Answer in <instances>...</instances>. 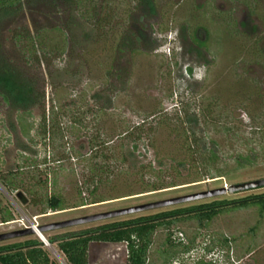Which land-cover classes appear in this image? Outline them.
Here are the masks:
<instances>
[{"label":"rangeland","instance_id":"1","mask_svg":"<svg viewBox=\"0 0 264 264\" xmlns=\"http://www.w3.org/2000/svg\"><path fill=\"white\" fill-rule=\"evenodd\" d=\"M150 1L21 0L19 9L0 18V53L21 79L33 82L36 98L26 107L0 93V172H19L15 187L27 197L60 193L68 206L23 202L0 180V232L264 177V44L251 48L252 25L264 28V2L260 16L247 14V27L231 38L217 32L222 17L201 18L212 48L199 53L188 29L205 0ZM228 4L214 2L216 9ZM135 33L142 37L133 44ZM191 65L196 75H188ZM252 148L253 161L241 164L239 155ZM262 192L264 186L228 191L44 233ZM84 198L88 203L80 204ZM94 198L106 199L89 202ZM7 209L11 223L4 220ZM126 256L124 241L90 244L91 264H125ZM149 259L264 264V211L243 205L203 223L183 216L162 224Z\"/></svg>","mask_w":264,"mask_h":264},{"label":"trees","instance_id":"2","mask_svg":"<svg viewBox=\"0 0 264 264\" xmlns=\"http://www.w3.org/2000/svg\"><path fill=\"white\" fill-rule=\"evenodd\" d=\"M20 1L0 0V18L4 15L12 14L19 9L18 4ZM11 62L13 61L7 60L0 53V93H2L8 102L14 100L19 105L26 103V107H28L29 104L36 100L33 82L31 80L21 79ZM46 118L45 113L44 124L47 122ZM43 128L45 134L49 132V128L45 125ZM260 147L264 149V141H262ZM256 153L257 150L252 148L251 153L240 154V163L252 162ZM160 187L162 186H155L154 189ZM104 199L106 198H94V200L89 202ZM33 201L35 203L44 201L46 207L52 209L68 207L60 193L47 194L46 198L40 195H34ZM85 203L88 202L84 198L80 204ZM252 204L259 205L261 212H263L264 192L247 194L240 198H215L207 202L191 203L185 206H177L129 218L114 219L77 230L48 234L47 237L52 247H55L64 258L66 264H90L89 245L91 241L96 240L127 241L128 264H152L149 259V252L153 242V234L158 226L162 224L170 225L183 216L197 217L203 223L205 220L212 219L216 214L229 207ZM6 217V219L12 218V212L8 211ZM169 239L173 240L171 236H169ZM228 240L229 238L225 236L224 241ZM190 246L189 244H185L184 249L190 251ZM52 247L48 246L35 233L21 240L0 243V264H64L59 256L54 254ZM212 247L209 249H212Z\"/></svg>","mask_w":264,"mask_h":264},{"label":"flooded vegetation","instance_id":"3","mask_svg":"<svg viewBox=\"0 0 264 264\" xmlns=\"http://www.w3.org/2000/svg\"><path fill=\"white\" fill-rule=\"evenodd\" d=\"M217 0H205L201 3H199L197 5L198 10H199V14L198 17H196V15L193 17L194 22H191V24L189 25V34L192 38V41L199 47V53L202 49H205L206 51H211L212 45L210 40L206 37L207 33L205 34L204 32H209V26L205 25V23L202 21L201 18H203V20H207L206 16L208 17V19L213 22L214 20H216L219 17H222L224 23L222 24L223 26L219 29H217V32L220 30L224 33L227 34V36H229V38H231V36L237 35L238 31L240 30V28H244L247 27L248 21H247V14H256L258 15V17L260 16V4H262V2H264V0H222L225 2H228V6L224 7V8H219L216 9L214 2H216ZM152 1L149 0V3H151ZM154 3L151 4V8L154 9ZM242 12L241 17H237L236 14L239 11ZM239 11V12H240ZM218 17H216L217 15ZM216 17V19H215ZM198 19V20H197ZM261 19H264L263 17H261ZM254 23V22H253ZM258 23V22H257ZM253 24V30H254V35L253 38H251V48L252 50H257V48L259 50L262 49V45L264 44V28H259V23L258 24ZM197 25L196 28V32H192V28L194 26ZM220 25V24H219ZM221 26V25H220ZM188 28V27H187ZM242 32V31H241ZM244 34V32H242ZM132 43L134 44V42H138L139 40H141V33H135L132 35ZM199 36V37H198ZM167 39H169V41H173L175 42L177 40L178 42V38L177 37H173L172 35H168ZM217 40V39H216ZM200 42V43H199ZM237 46L239 45L240 48H246V44H236ZM121 49V48H120ZM212 53V52H211ZM216 57V55H213ZM204 66V64H203ZM196 69L197 67L194 65L191 66H187V73L188 75H190L191 73L196 75ZM5 98V97H4ZM100 169V167H93V169ZM19 172L17 171H12L8 174H3L2 172H0V180L3 183V185H5L7 188L10 187L13 189H16V195L23 201H33V198L27 197L26 196V192L22 187H15L16 182L14 180V178L17 176ZM35 195V194H34ZM34 202V201H33ZM35 203V202H34ZM39 203V202H38ZM86 204V203H85ZM83 204V205H85ZM65 209V208H63ZM63 209H58V210H63ZM55 210V209H54ZM57 210V209H56ZM8 211L10 210H6V212H4L5 217L8 214ZM14 218V217H12ZM10 218V219H12ZM10 219H4L6 220V223H11L9 220ZM1 221V220H0ZM5 223V222H4ZM3 222H0V225H2ZM15 230V229H14ZM7 232V231H4ZM3 233V232H0Z\"/></svg>","mask_w":264,"mask_h":264},{"label":"water","instance_id":"4","mask_svg":"<svg viewBox=\"0 0 264 264\" xmlns=\"http://www.w3.org/2000/svg\"><path fill=\"white\" fill-rule=\"evenodd\" d=\"M264 186V177L260 178H255L251 180H245L241 182H235L231 183L229 186H221L217 188H210L206 190H201V191H196V192H191V193H186L183 195H178V196H172V197H167V198H162L158 200H152L144 203H139V204H134L130 206H125V207H120V208H114L106 211H101V212H95V213H90V214H85L81 216H75L67 219H62V220H56L44 224H38L36 225L39 229V232L36 229V226L30 225L27 227H22L19 229L15 230H10L7 232L0 233V240H4L7 238L11 237H16V236H22L26 234H33L36 233L48 246H52L51 242L49 241L48 237L45 235V231L51 230V229H57V228H62L66 226H71V225H76V224H81L85 222H90L94 220H99V219H104V218H109V217H114L122 214H127L131 212H136V211H141L145 209H150V208H156L160 206H166L170 204H175L179 202H184L188 200H194L198 198H203V197H208V196H213L217 194H222L226 193L228 191H241V190H246V189H251V188H256ZM92 242H115V241H91ZM118 242H123V241H116L115 243ZM127 246V256L125 259V264H128V242L124 241ZM58 254L59 258L62 260V262L65 263L64 258L60 255V253L57 251L55 247H52ZM89 263L90 262V245H89Z\"/></svg>","mask_w":264,"mask_h":264},{"label":"built area","instance_id":"5","mask_svg":"<svg viewBox=\"0 0 264 264\" xmlns=\"http://www.w3.org/2000/svg\"><path fill=\"white\" fill-rule=\"evenodd\" d=\"M24 225H25V226H23V227H27V226H30V225H34V226H36V225H38V223H34L33 221H30V224H26V223H24Z\"/></svg>","mask_w":264,"mask_h":264},{"label":"bare ground","instance_id":"6","mask_svg":"<svg viewBox=\"0 0 264 264\" xmlns=\"http://www.w3.org/2000/svg\"><path fill=\"white\" fill-rule=\"evenodd\" d=\"M36 229H37V231L39 232V229H38V227L36 226Z\"/></svg>","mask_w":264,"mask_h":264}]
</instances>
